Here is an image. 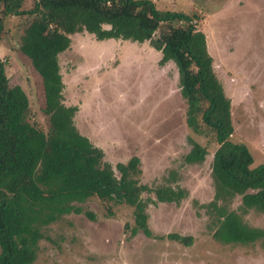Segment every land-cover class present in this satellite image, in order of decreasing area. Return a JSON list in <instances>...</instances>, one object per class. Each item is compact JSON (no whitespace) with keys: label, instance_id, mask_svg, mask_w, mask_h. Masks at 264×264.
Returning <instances> with one entry per match:
<instances>
[{"label":"rangeland","instance_id":"obj_1","mask_svg":"<svg viewBox=\"0 0 264 264\" xmlns=\"http://www.w3.org/2000/svg\"><path fill=\"white\" fill-rule=\"evenodd\" d=\"M33 1L25 0L24 8ZM152 1L159 9L194 17L230 99L231 139L247 145L251 167L263 163L264 0ZM26 20L6 19L0 58L6 62L9 85H20L28 96L30 122L47 130L42 80L18 48ZM160 57L148 41L97 40L87 32L75 33L58 57L63 103L78 106L77 130L103 149L106 161L115 166L136 155L141 183L168 184L165 178L172 171L170 185L185 188L188 196L180 204H148L150 236L141 231L131 235V206L91 197L78 204L82 213L62 215L42 229L33 264H264L260 241L226 244L213 237V216L202 205L214 195L211 163L217 144L207 131L196 133L188 127L177 68L172 61L159 65ZM190 139L206 147L203 162L184 161ZM240 203L236 196L230 207L237 209ZM243 218L250 226L264 228V212L249 209ZM169 233L191 237V242L164 237Z\"/></svg>","mask_w":264,"mask_h":264},{"label":"trees","instance_id":"obj_2","mask_svg":"<svg viewBox=\"0 0 264 264\" xmlns=\"http://www.w3.org/2000/svg\"><path fill=\"white\" fill-rule=\"evenodd\" d=\"M24 2L0 0V39L8 17H27L18 48L42 80L48 127L43 130L30 122L28 96L20 85H9L6 62L0 58V264H33L42 229L62 215L82 213L78 204L91 197L131 206V235L141 231L150 236L148 204H180L188 196L185 188L170 185L174 172L165 178L168 184L141 183L138 156L113 166L104 159L103 149L77 130L78 106L63 103L58 57L69 48L71 35L81 32L97 40L148 41L161 52L159 65L175 64L188 127L196 133L207 131L217 144L211 163L214 195L202 205L213 216V237L226 244L260 241L264 248V228L250 226L243 218L249 209L264 212V162L251 167L247 145L231 139L230 99L194 17L159 9L152 0H34L29 8ZM190 142L184 161L203 162L206 147ZM236 196L241 203L232 209ZM164 237L191 242V237L175 233Z\"/></svg>","mask_w":264,"mask_h":264}]
</instances>
